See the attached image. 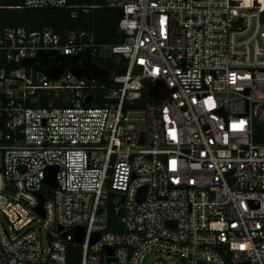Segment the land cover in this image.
<instances>
[{
    "label": "built area",
    "instance_id": "2783aa9c",
    "mask_svg": "<svg viewBox=\"0 0 264 264\" xmlns=\"http://www.w3.org/2000/svg\"><path fill=\"white\" fill-rule=\"evenodd\" d=\"M101 1L0 6L122 36L0 30V264H264V0Z\"/></svg>",
    "mask_w": 264,
    "mask_h": 264
},
{
    "label": "trees",
    "instance_id": "16d2710c",
    "mask_svg": "<svg viewBox=\"0 0 264 264\" xmlns=\"http://www.w3.org/2000/svg\"><path fill=\"white\" fill-rule=\"evenodd\" d=\"M22 0H0V6H16ZM101 0H69V4H101ZM70 8H0V30L5 26H23L28 30L52 28L61 32L65 28H78L92 30L97 43L116 44L122 41L117 22L121 10L101 6L95 8L89 16L79 14L77 18L70 17ZM116 72H123V61H118ZM115 69V68H114ZM79 254L76 249L70 251L67 264H78Z\"/></svg>",
    "mask_w": 264,
    "mask_h": 264
},
{
    "label": "water",
    "instance_id": "95a60500",
    "mask_svg": "<svg viewBox=\"0 0 264 264\" xmlns=\"http://www.w3.org/2000/svg\"><path fill=\"white\" fill-rule=\"evenodd\" d=\"M81 65H82V68L81 67H74L72 69V71L78 76L92 77V76H98L102 73H106L105 70L97 67V65L93 64L92 62H90L88 60H81ZM45 72L49 73L50 75L53 74V72H51V70L49 68H47L45 70ZM152 94L157 98H162L165 96L166 93L163 91H160L159 89H154L152 91ZM89 100H90V96L88 98H86V101H89ZM45 181L50 187H54L56 185V181L54 178L46 177ZM142 190H144V189H142ZM39 197H40V204L38 205L37 209L41 210V202H42L41 195ZM75 236H76V239L78 241L81 240L82 234H81V230L79 228L76 230Z\"/></svg>",
    "mask_w": 264,
    "mask_h": 264
},
{
    "label": "rangeland",
    "instance_id": "374dc122",
    "mask_svg": "<svg viewBox=\"0 0 264 264\" xmlns=\"http://www.w3.org/2000/svg\"><path fill=\"white\" fill-rule=\"evenodd\" d=\"M82 56H83V55H81V56H79V57H74V58H73V61H74L75 63L78 64V63L80 62V60L82 59Z\"/></svg>",
    "mask_w": 264,
    "mask_h": 264
}]
</instances>
